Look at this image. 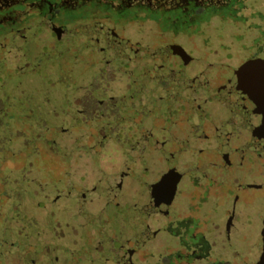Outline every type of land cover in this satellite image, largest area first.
Here are the masks:
<instances>
[{"label": "flooded vegetation", "instance_id": "obj_1", "mask_svg": "<svg viewBox=\"0 0 264 264\" xmlns=\"http://www.w3.org/2000/svg\"><path fill=\"white\" fill-rule=\"evenodd\" d=\"M77 1L0 0V29L11 32L0 47V56L8 57L6 67H0V96L18 90L8 79L22 68L19 63L28 52L52 81L65 80L56 62L69 74L64 85L76 94L75 104L83 106L78 108L80 126L44 128L38 117L41 107L28 108L24 116L30 123L38 120L34 129L48 132L49 138L37 140L44 142L40 151L50 146L56 151L38 161L40 167L47 162L40 177L63 174L57 172L61 167L78 179L77 188L66 192L70 201L64 202L65 208L106 222L105 206L112 202L126 214L111 235L103 228L98 250L90 243L86 251L99 255L102 264L110 257L112 264H264V42L243 41L234 52V40L243 36L225 35L217 28L236 23L247 27L254 22L251 15L263 23L264 2L261 11L244 15L251 0H102L116 14L134 9L155 20L138 14L122 27L107 20L57 23L56 13L74 8ZM204 13L206 19L201 18ZM131 26L151 28L154 47L131 42L125 35ZM258 27L255 30L264 33ZM192 36L207 50L202 57L183 46ZM158 53L161 56L154 58ZM244 66L248 68L241 77L254 82L262 110L255 124L253 115L239 111L236 102L227 106L213 99L224 74ZM200 68L212 75L200 80L193 74ZM192 100L200 101L198 148L183 149L176 158L156 142V130L188 124ZM87 104L102 113L96 116ZM5 124L18 128V118L8 115ZM185 135L188 143L190 132ZM155 162L161 166L156 178ZM93 168L102 172L100 178L92 177ZM170 187L173 196L166 206L152 200L155 189Z\"/></svg>", "mask_w": 264, "mask_h": 264}, {"label": "rangeland", "instance_id": "obj_2", "mask_svg": "<svg viewBox=\"0 0 264 264\" xmlns=\"http://www.w3.org/2000/svg\"><path fill=\"white\" fill-rule=\"evenodd\" d=\"M263 2L264 0H251L246 6L247 9L242 11L243 14L248 15L254 10L261 11ZM138 14H141L144 20H155L154 16L134 9L116 14L104 7L102 0H78L74 8L58 11L56 20L57 23L66 26L73 23L90 24L95 20H107L113 25L122 27L128 26ZM224 15L231 17L227 12H224ZM201 16L202 19H206L209 15L204 13ZM262 17L263 23L257 19L247 27L236 23L231 26L221 25L217 28L225 35L235 33L243 36L242 39L237 37V40L233 42L232 48L235 49L234 52H237L244 43L243 41L258 38L257 43L264 42V33L261 34L255 30L258 26L264 29V13ZM192 30L190 29L189 33H192ZM14 32L15 30L12 31L13 34ZM10 33V31L0 29V47L4 48L5 43L2 39ZM125 35L131 42H136L144 48L151 49L156 44L153 30L149 27L131 26ZM183 46L189 53L198 57H202L207 51L196 36H192L189 41H183ZM160 56L161 53H158L154 58ZM7 58L5 55L0 56V67H6ZM35 58L31 52L22 58L19 63L22 68L11 74L8 79L10 83L19 85L18 90H9L0 96V264H23V260H27L26 264L29 262H34V264H102L99 255H96L97 258L93 257L86 250L90 243L93 250H98L103 228H105L104 234L111 235L116 229L114 226L116 222L123 220L126 214L120 208L116 210L117 207H113L114 204L110 202L105 206L109 213V219L105 218L106 222H103L104 217L101 220L100 216L97 219L94 215H79L74 210L64 207V202L69 203L70 201L68 191L71 192V187L77 188L78 186V179L74 177L76 175L66 174V170L60 167L57 172L64 171L63 174L40 177L38 172L46 167L47 162L41 161L43 163L40 167L37 165L38 161L44 156L52 157L56 151L51 146L44 147L40 151L41 145L39 144L44 142L39 143L37 140L49 138L45 135L48 132L34 129L32 124L37 123L38 120L33 119V123H30L31 121L25 119L24 113L28 111V108L34 110L37 107L43 108V112H40L38 117L40 124L47 129L60 127L61 123L80 126L78 124L80 116H77L80 114L78 108L83 106L81 103L75 104L76 94L72 95L73 89L64 85L69 74L65 72L62 62H56L55 65L56 71L63 73L65 80L61 77L59 80L52 81L47 78L45 68L42 70V67H36L38 60ZM193 74L200 76V80L212 75L206 68L193 69ZM32 79L34 82H31ZM42 91L44 93L41 94ZM87 105V108H90L88 110H92L96 116L102 113L97 105V108L95 105ZM52 112H55L57 116L52 117L49 114ZM8 115L18 118V128L5 124ZM220 153H216L215 158H219ZM111 160L112 164H117L116 159ZM153 164L156 168L154 167L152 175L156 178L161 166L157 167L156 162ZM20 165L21 167H18ZM28 165H32L31 168ZM90 172L96 179L100 178V173L102 174L95 168ZM187 185L184 182L183 187L186 188ZM100 194L103 193L100 192ZM182 199L179 197V209L184 204ZM72 219H76L74 226L71 225ZM94 240H97V245ZM163 241L165 242V239L161 238V242ZM112 244L113 242L109 241V248ZM108 259L104 258V264H112Z\"/></svg>", "mask_w": 264, "mask_h": 264}, {"label": "water", "instance_id": "obj_3", "mask_svg": "<svg viewBox=\"0 0 264 264\" xmlns=\"http://www.w3.org/2000/svg\"><path fill=\"white\" fill-rule=\"evenodd\" d=\"M185 58L187 57L185 56ZM246 68H248V66L242 67L239 72H229L224 74L225 76H223L220 80V88L215 93L213 99L217 102L220 101L222 105L226 104L227 106L229 103L236 102V106L239 111L243 113H247V111H249L253 115V123L255 124L258 122L262 114V110L259 99L252 88L254 82H244L241 77L242 73H244L243 71H245ZM235 81H237V83ZM209 101L207 100L206 102L208 103ZM191 102V109L188 112V124L182 125L181 123H176L173 126L161 125L157 127L158 129L156 130V142L159 145H163L164 148L170 149L172 151L171 153L176 158H180V152L183 149L188 148L191 150V152H194V150L198 148L197 139L195 138L200 126L201 114L198 109L200 101L192 100ZM218 107L219 106L216 105V109ZM220 115H222V113ZM186 132H190L189 136L191 140L194 139L195 141L190 140L188 143L184 141L185 138L183 136H186ZM191 134H194L195 136L193 137ZM172 188L170 187L169 189H163L161 191H155V189L152 193H154L156 196L154 197L153 195L152 200L160 202L166 206L167 203L171 201L173 196Z\"/></svg>", "mask_w": 264, "mask_h": 264}, {"label": "trees", "instance_id": "obj_4", "mask_svg": "<svg viewBox=\"0 0 264 264\" xmlns=\"http://www.w3.org/2000/svg\"><path fill=\"white\" fill-rule=\"evenodd\" d=\"M250 20H253V21H255V18L254 17H252V15H251V18H249Z\"/></svg>", "mask_w": 264, "mask_h": 264}]
</instances>
